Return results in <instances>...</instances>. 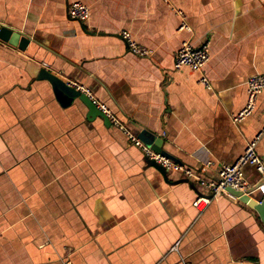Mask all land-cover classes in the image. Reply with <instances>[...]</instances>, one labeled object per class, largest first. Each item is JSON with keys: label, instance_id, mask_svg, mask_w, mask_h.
<instances>
[{"label": "crops", "instance_id": "crops-1", "mask_svg": "<svg viewBox=\"0 0 264 264\" xmlns=\"http://www.w3.org/2000/svg\"><path fill=\"white\" fill-rule=\"evenodd\" d=\"M73 1L89 7L84 22L68 19ZM2 25L24 36L0 38V264H264V225L243 198L161 171L111 122L88 119L68 84L145 146L217 180L264 127V90L231 119L248 78L264 74V0H0ZM184 41H208L201 72L174 69ZM255 150L264 157V132ZM243 176L262 180L251 165Z\"/></svg>", "mask_w": 264, "mask_h": 264}, {"label": "built area", "instance_id": "built-area-1", "mask_svg": "<svg viewBox=\"0 0 264 264\" xmlns=\"http://www.w3.org/2000/svg\"><path fill=\"white\" fill-rule=\"evenodd\" d=\"M66 13L68 19L71 21L84 22L88 18L89 7L80 1H73L67 5ZM181 19L182 22L180 29L190 30V27L185 22L184 17H181ZM120 35L128 45L131 52L135 55L147 56L150 54V51L141 44L137 43L128 31H120ZM208 59V41H205L198 46H193L189 41H184L181 43L175 54L173 67L174 69L187 67L191 71L201 72L205 64L208 62ZM198 81L204 86L208 88L210 87L209 80L204 75H201ZM68 84L74 86L77 91L86 94L96 104L97 108L107 116L110 122L122 130L127 138L141 149L149 161L155 162L166 170L180 171L186 177L196 179L199 184L211 194V198H216L222 194H228L226 187H232L236 190L245 191L247 188L255 186L256 184H249L243 176V167L245 165H251L259 176L264 179V157L260 156L255 150L256 143L261 134L264 132V127L254 139L246 143L243 153L232 164H225L219 167L217 170V180H210L205 178L202 174L197 173L182 164L173 162L163 154L142 144L104 104L96 101V99L88 92L87 89H85L83 85L77 84L74 81H68ZM263 90L264 74L254 75L248 78L246 82V102L242 109L231 115L233 122L237 123L252 114L257 97ZM210 165L211 162L207 161L204 168H209ZM255 190H259L262 195H264V183L259 184ZM204 200L208 201L209 199L199 196L196 199V202L199 205L201 204V201L203 202ZM67 264H69V262H67Z\"/></svg>", "mask_w": 264, "mask_h": 264}, {"label": "water", "instance_id": "water-1", "mask_svg": "<svg viewBox=\"0 0 264 264\" xmlns=\"http://www.w3.org/2000/svg\"><path fill=\"white\" fill-rule=\"evenodd\" d=\"M24 36L23 33L20 31L13 29L12 27H9L7 25H2L0 29V38L2 40H6L9 44L16 46L18 39ZM77 94L80 96L81 101L87 108V115L86 117L89 118H94L96 116L101 117L104 121L105 124H108L110 120L107 118V116L97 108L96 104L84 93L77 91ZM154 149V148H152ZM157 151L156 149H154ZM159 152V151H157ZM160 153V152H159ZM151 164L159 167L161 171H164L165 169L162 168L160 165L156 164L153 161H150ZM264 182V179L259 181L255 186H252L250 188H247L245 191H240L236 190L232 187H226V191L228 194L238 197V198H243V200L247 203L249 207L254 209L256 213L258 214L262 224L264 225V196L261 199H254L253 197H249L250 194H252L255 191V188Z\"/></svg>", "mask_w": 264, "mask_h": 264}, {"label": "bare ground", "instance_id": "bare-ground-1", "mask_svg": "<svg viewBox=\"0 0 264 264\" xmlns=\"http://www.w3.org/2000/svg\"><path fill=\"white\" fill-rule=\"evenodd\" d=\"M264 183V182H263Z\"/></svg>", "mask_w": 264, "mask_h": 264}]
</instances>
